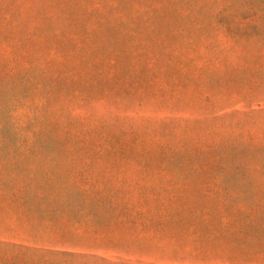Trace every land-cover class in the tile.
<instances>
[{
	"label": "rangeland",
	"instance_id": "374dc122",
	"mask_svg": "<svg viewBox=\"0 0 264 264\" xmlns=\"http://www.w3.org/2000/svg\"><path fill=\"white\" fill-rule=\"evenodd\" d=\"M0 264H264V0H0Z\"/></svg>",
	"mask_w": 264,
	"mask_h": 264
}]
</instances>
